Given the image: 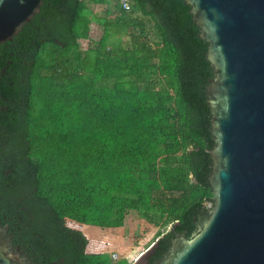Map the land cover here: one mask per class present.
<instances>
[{"label":"trees","instance_id":"1","mask_svg":"<svg viewBox=\"0 0 264 264\" xmlns=\"http://www.w3.org/2000/svg\"><path fill=\"white\" fill-rule=\"evenodd\" d=\"M93 1L114 17L87 49L85 0H43L0 44V229L28 264H108L65 221L115 236L130 212L171 227L154 264L211 203L213 67L190 6Z\"/></svg>","mask_w":264,"mask_h":264},{"label":"water","instance_id":"2","mask_svg":"<svg viewBox=\"0 0 264 264\" xmlns=\"http://www.w3.org/2000/svg\"><path fill=\"white\" fill-rule=\"evenodd\" d=\"M42 1L0 0V44L20 32ZM185 4L213 67L207 87L212 197L191 238L177 233L159 264H264V0ZM10 242L0 229V264H28ZM153 246L131 264H141Z\"/></svg>","mask_w":264,"mask_h":264},{"label":"rangeland","instance_id":"3","mask_svg":"<svg viewBox=\"0 0 264 264\" xmlns=\"http://www.w3.org/2000/svg\"><path fill=\"white\" fill-rule=\"evenodd\" d=\"M85 2L87 11L78 22V38L82 49H87L89 45L99 40L104 18L114 17V13L112 10H107L106 5L96 4L93 0H85ZM122 39L126 41V37ZM65 224L84 234L88 240L86 254L107 255L108 264H131L170 228V226L156 228L147 224L135 212H130L126 216L124 226L115 236L99 235L92 226L71 220H66ZM158 233L162 234L158 236ZM113 255L117 257L115 260L111 258Z\"/></svg>","mask_w":264,"mask_h":264},{"label":"flooded vegetation","instance_id":"4","mask_svg":"<svg viewBox=\"0 0 264 264\" xmlns=\"http://www.w3.org/2000/svg\"><path fill=\"white\" fill-rule=\"evenodd\" d=\"M205 208H207V204H206V206H205ZM170 230V229H169ZM163 236V235H162ZM161 236V237H162ZM160 237V238H161ZM159 237H158V239H156V241L153 243L154 244V246H156V244H157V241L160 239ZM154 246L148 251V254H147V256L143 259V261H142V263L141 264H150V261H149V259H150V257H151V255H153V248H154ZM163 261V259L161 260H159V261H157L156 263H154V264H159V263H161Z\"/></svg>","mask_w":264,"mask_h":264},{"label":"built area","instance_id":"5","mask_svg":"<svg viewBox=\"0 0 264 264\" xmlns=\"http://www.w3.org/2000/svg\"><path fill=\"white\" fill-rule=\"evenodd\" d=\"M119 2H120L122 9H124L125 11L130 10V0H119ZM111 258L115 260L117 257L113 255Z\"/></svg>","mask_w":264,"mask_h":264}]
</instances>
